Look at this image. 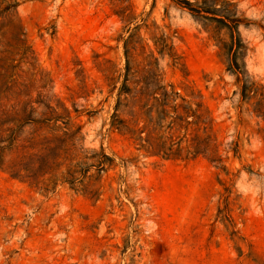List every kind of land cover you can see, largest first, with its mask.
<instances>
[{"label": "rangeland", "instance_id": "obj_1", "mask_svg": "<svg viewBox=\"0 0 264 264\" xmlns=\"http://www.w3.org/2000/svg\"><path fill=\"white\" fill-rule=\"evenodd\" d=\"M18 2L35 68L20 62L0 17L1 49L17 60L3 104L63 105L83 127L85 148L102 149L115 166L93 182L98 197L61 183L46 192L0 168V264H264V119L201 22L173 0ZM234 2L245 69L264 92V0ZM154 25L169 36L178 65L156 51ZM135 32L159 59L164 83L202 102L209 125L199 135L210 137L209 156H147L111 127L124 45ZM134 59L143 62L140 49ZM15 145L5 161L17 160Z\"/></svg>", "mask_w": 264, "mask_h": 264}, {"label": "trees", "instance_id": "obj_2", "mask_svg": "<svg viewBox=\"0 0 264 264\" xmlns=\"http://www.w3.org/2000/svg\"><path fill=\"white\" fill-rule=\"evenodd\" d=\"M173 2L187 9L212 34L228 68L243 75L244 100L257 98L253 111L264 119V92L250 80L245 69L246 47L238 30V4L234 0ZM18 5V0H0V17L6 18L13 29L12 39L20 62L35 68V58L16 17ZM169 39L154 25L151 40L156 51L162 57L171 56L178 65L181 58L174 53ZM124 46L126 64L111 127L139 142V150L147 156L166 160L209 156L210 137L199 135L201 129L206 134L209 125L202 102L186 100L174 86L164 83L159 59L153 51L145 52L146 45L136 32ZM1 48L0 40V168L11 178L46 192L61 183L98 197L99 190L93 189V182L99 183L102 174L115 166L114 159L102 149L85 148L83 127L73 122L70 111L63 105L53 108L42 100L36 102L42 105L41 110L30 103L4 105V100L10 101L12 95L14 81L8 79L17 60L10 58L9 50ZM138 49L143 54V62L137 64L134 52ZM60 121L62 124H58ZM16 143L20 149L17 160L5 161V152L13 150ZM211 162L220 164L222 161L214 156ZM93 169L95 173L91 174Z\"/></svg>", "mask_w": 264, "mask_h": 264}]
</instances>
